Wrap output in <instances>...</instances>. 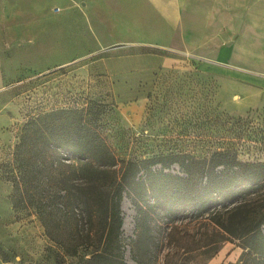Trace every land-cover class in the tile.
I'll return each mask as SVG.
<instances>
[{"label":"rangeland","instance_id":"obj_1","mask_svg":"<svg viewBox=\"0 0 264 264\" xmlns=\"http://www.w3.org/2000/svg\"><path fill=\"white\" fill-rule=\"evenodd\" d=\"M83 106L112 165L25 130L36 113ZM169 155L180 160L152 169L192 174L196 189L224 165L264 162V5L243 17L237 0H0V264H259L242 231L264 185L169 204L143 189L142 234L126 188L120 236L110 231L127 162Z\"/></svg>","mask_w":264,"mask_h":264},{"label":"trees","instance_id":"obj_2","mask_svg":"<svg viewBox=\"0 0 264 264\" xmlns=\"http://www.w3.org/2000/svg\"><path fill=\"white\" fill-rule=\"evenodd\" d=\"M27 128L41 132L46 140L53 138V143L62 146L76 156L86 157L106 165H112L115 162L114 154L108 148L97 127V118L94 117L91 106L52 109L36 113L26 124L25 130ZM53 132L59 135L57 136ZM179 160V155H169L127 162L123 180L117 183L111 198L110 231H115L116 236H120L123 225L121 206L123 192L126 188L135 194L134 203L138 214L136 229L138 233L142 234L147 231V227L150 225L148 215L153 212L151 201L140 195L143 189L153 192L154 203L162 201L169 204L178 195L188 197L185 201H202L206 196L207 201L214 202L216 198L220 197L219 192L224 189L227 190V198H232L243 191L246 192L251 188L264 185V162H239V165H224L225 171L221 172L220 180L212 179L205 187L199 189L194 188L191 184L192 174L184 178L164 170L152 169L156 164L161 163L165 168ZM143 169L147 176L146 179L140 180L139 174ZM209 197L210 199H208ZM238 202L240 203L236 200L233 202L236 203V208L240 206ZM179 208L180 206L169 208V214L176 213ZM255 213L248 217L250 220L244 226L242 221L237 218L235 224L243 226L242 236L245 239L244 244L248 253L253 255L254 260H257L259 264H264V209ZM233 217V215L230 216L231 222L234 220ZM228 231L232 235H237L239 232L231 229ZM104 257L103 253H95L84 261L92 263L96 260H103ZM134 260L143 264L136 255H134Z\"/></svg>","mask_w":264,"mask_h":264},{"label":"crops","instance_id":"obj_3","mask_svg":"<svg viewBox=\"0 0 264 264\" xmlns=\"http://www.w3.org/2000/svg\"><path fill=\"white\" fill-rule=\"evenodd\" d=\"M237 5H238V12H240V15H242L244 17L245 15V9H246V6L248 9L252 8V11H257V9H259L262 5H264V0H237ZM104 6V4H102V7ZM156 8H158L159 10H162L163 12L165 10H170V12L168 11V15H169V20H170V23L172 25L176 24L177 23V20H178V17L177 15L175 14V10L174 8L172 7H167V6H164V5H161L160 3H156ZM105 9L109 10L110 11V8L108 6H104ZM242 12V13H241ZM166 13V12H165ZM166 13V14H167ZM164 14V13H163ZM114 15V18L117 19V18H124V17H121L120 15H116V14H113ZM255 28V27H254ZM241 39L239 38L238 41H240ZM263 40V39H262ZM240 48V47H239ZM238 48V50H240ZM255 56V55H254Z\"/></svg>","mask_w":264,"mask_h":264}]
</instances>
